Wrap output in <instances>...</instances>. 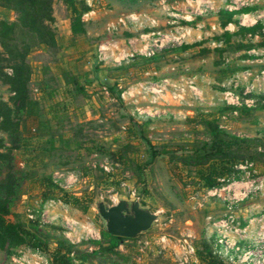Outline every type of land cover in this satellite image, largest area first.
Segmentation results:
<instances>
[{
    "label": "rangeland",
    "instance_id": "374dc122",
    "mask_svg": "<svg viewBox=\"0 0 264 264\" xmlns=\"http://www.w3.org/2000/svg\"><path fill=\"white\" fill-rule=\"evenodd\" d=\"M78 1L90 8L84 17L86 34L72 36L70 12L62 0H53L56 47H34L26 58L30 96L39 104V118L25 123L20 146L13 152L23 185L9 219L28 229L30 220L37 219L48 239L47 255L59 236L87 251L93 249L87 242L100 240L105 231L97 205L136 201L158 218L147 232L122 242L118 249L128 257L127 264H181L183 239L194 251L204 241L213 248L218 228L213 224L218 220L233 213L243 218H239L243 225L241 220L264 214V190L235 204L233 193H243L240 188L245 185L235 188L231 183L244 184L251 176L257 182L264 180V156L252 160L253 173L241 169L238 179L225 177L212 189L197 178L195 166L179 158L209 140L203 116L230 135L257 140L250 151L264 153V109L241 116L219 110L220 84L236 68H264L261 55L249 59L251 63L240 59L243 53L233 48L219 55L213 44L224 31L218 26L220 10L252 7L251 20L264 23V0ZM236 17L245 27L252 23L244 14ZM0 21L14 22L16 15L0 6ZM165 35L184 37L168 43ZM156 40L165 47L156 51ZM183 45L190 47L182 49ZM143 46L155 55L135 54ZM4 71L11 72L8 67ZM10 95L0 80V101ZM129 117L140 123L149 120L145 137L150 145L130 131ZM1 139H5L2 133ZM152 150L159 155L150 161ZM240 164L234 169L239 170ZM47 177L59 189L49 188ZM29 252L33 251L28 247L12 255L0 251V264ZM196 263L189 258L186 264Z\"/></svg>",
    "mask_w": 264,
    "mask_h": 264
},
{
    "label": "trees",
    "instance_id": "16d2710c",
    "mask_svg": "<svg viewBox=\"0 0 264 264\" xmlns=\"http://www.w3.org/2000/svg\"><path fill=\"white\" fill-rule=\"evenodd\" d=\"M62 1L70 12L72 36L75 38L85 35V22L82 20V16L90 11L86 2ZM0 6L13 11L16 15L14 22L0 21V80L8 87L11 94L7 101H0V133L5 135V139L0 140V251L12 255L16 249L28 247L32 251H41L52 264H127L128 257L118 248L123 241L134 238L111 235L105 230L101 232L100 240L87 242L93 246V249L85 251L79 250L78 244H73L59 236L54 238L55 247L47 255L48 239L37 219L30 220L29 229L9 219L10 209L15 200L20 197L23 185V172L16 167L13 152L20 146L25 123L27 121L38 122L39 118V104L30 96L31 68L26 58L34 47H56V38L52 27L54 22L53 0H0ZM253 9L245 7L231 12L224 9L219 11L218 26L221 29H224L229 23L235 25L233 32L224 30L221 35L216 36V43L221 44L220 47L215 48L219 55L229 48H233V51L242 52L240 59L245 60L250 57L247 51L253 48L264 49V33L262 31L264 24L257 22L253 26L245 27L241 26L235 18L236 15L247 14ZM18 33L21 36L20 41L17 40ZM254 35L259 36L257 42L252 40ZM188 47L190 46H181L182 49ZM201 53H207V50H202ZM154 59L155 57L143 58L145 62ZM2 63H5V67H8L11 73L4 71L5 67ZM238 69L245 68H236L230 77ZM231 109L222 105L219 110L222 114ZM254 109H264V96L257 97V104L254 108H240L238 115L241 116ZM201 119L209 140L201 142L192 150L185 151L179 158L185 165L196 167V176L207 189L221 186L226 181L225 177L228 176L238 179L241 172L234 169L236 163H252V160L264 156V153L254 154L250 151V146L257 140L230 135L218 122L207 120L204 116ZM128 122L130 131L150 145L145 137L149 120L140 123L133 117H129ZM157 155L159 152L152 150L150 161ZM124 161L123 163H126L127 159ZM219 179L224 181L219 182ZM45 181L49 188H58L50 177L45 178ZM74 202L78 203V200L74 199ZM82 209L85 211L87 206H83ZM46 227L54 231L60 230L54 226ZM195 256L198 261L196 264H228L215 255L212 244L205 241L196 248ZM115 257L119 259L116 260Z\"/></svg>",
    "mask_w": 264,
    "mask_h": 264
},
{
    "label": "built area",
    "instance_id": "2783aa9c",
    "mask_svg": "<svg viewBox=\"0 0 264 264\" xmlns=\"http://www.w3.org/2000/svg\"><path fill=\"white\" fill-rule=\"evenodd\" d=\"M257 1V0H256ZM195 2L202 3L201 0H195ZM247 5V4H246ZM225 10L231 12L236 11L237 8L230 6L225 8ZM88 13L82 16H87ZM244 18L246 16L244 15ZM119 24L125 26L123 19H119ZM243 26L244 24H240ZM229 26V25H228ZM113 26L109 30H113ZM228 30V28H224ZM264 33V28H263ZM154 35V34H153ZM158 35V34H157ZM159 36V35H158ZM170 37V36H169ZM183 35L180 36L183 39ZM165 39L169 41H179V37H173V35L168 38L167 35L164 36ZM173 39V40H172ZM253 42L259 40L258 35L253 36ZM160 40L154 41L155 50H160L164 46L162 42L157 43ZM214 47H220L221 44L213 43ZM180 45V44H179ZM173 46V45H171ZM104 48L99 49V53L102 54ZM147 46H143L142 49L137 50L135 54L141 55L142 57H152L155 55L154 51L150 50L149 52ZM249 56L255 57L261 55L260 63L264 62V49H251L247 51ZM133 54L130 55L132 57ZM249 60V59H248ZM249 60V61H251ZM252 63V61H251ZM11 73V72H10ZM193 82H190V88L193 86ZM221 85V96L222 103L225 107L232 108L229 112L230 114L237 116L238 110L240 108H254L257 104V97L264 96V68H261L257 71H253L252 68H245L241 72L234 74L232 77L228 78ZM244 165V166H242ZM253 163H243L238 166V169L248 170V173H253ZM249 175V174H248ZM253 177V176H251ZM246 178L244 184L243 181H233L232 186L242 187L243 193L239 195L233 193L232 201L236 204L238 201H243L248 197L252 196L255 193L262 192L264 190V180H259L258 182L252 178ZM224 181V180H222ZM217 189V188H216ZM218 228L215 229V239L213 245V253L219 258L224 260L228 264H264V214H261L258 217H251L243 222V225L240 223L239 218L233 213L225 216L224 218L218 220L216 224H213ZM161 242H164V238L161 239ZM71 243L74 244V242ZM148 244V243H146ZM184 256L182 257L181 264H186L188 259H196L194 248L191 246L187 239H183ZM92 250V248H89ZM89 250V251H90ZM72 255V254H71ZM191 255L193 258H191ZM7 264H52L48 257H46L42 252L36 250L29 252L27 254H20L10 258Z\"/></svg>",
    "mask_w": 264,
    "mask_h": 264
},
{
    "label": "water",
    "instance_id": "95a60500",
    "mask_svg": "<svg viewBox=\"0 0 264 264\" xmlns=\"http://www.w3.org/2000/svg\"><path fill=\"white\" fill-rule=\"evenodd\" d=\"M98 214L105 223V230L115 236L135 238L147 232L158 216L140 207L138 202L119 200L106 207L97 205Z\"/></svg>",
    "mask_w": 264,
    "mask_h": 264
},
{
    "label": "crops",
    "instance_id": "0c3cea01",
    "mask_svg": "<svg viewBox=\"0 0 264 264\" xmlns=\"http://www.w3.org/2000/svg\"><path fill=\"white\" fill-rule=\"evenodd\" d=\"M244 15L246 16L247 19L251 20V18H250V16H249V15H250V12L247 13V14H244ZM235 18L238 19L236 16H235ZM251 21H252V23L250 24V26H253V25H255V24L257 23V21H256L255 19H253V18H252ZM263 24H264V23H263ZM228 25L232 27V30H233V28H234V30H235V25H234L233 23H229ZM228 25H227V26H228ZM250 26H249V27H250ZM234 30H233V31H234ZM248 59H253V56L248 57L247 60H248ZM263 212H264V210H263ZM248 216H252V213L249 214ZM239 218H240V217H239ZM245 218H246V217H245ZM240 219H243V218L241 217ZM241 222H245V220H241ZM119 247H120V246H119ZM120 251H122V249H121ZM194 261L196 262L197 259H194V260H193V263H195Z\"/></svg>",
    "mask_w": 264,
    "mask_h": 264
}]
</instances>
